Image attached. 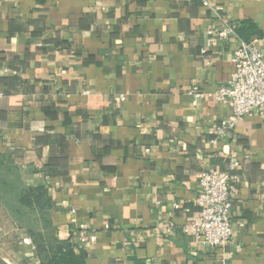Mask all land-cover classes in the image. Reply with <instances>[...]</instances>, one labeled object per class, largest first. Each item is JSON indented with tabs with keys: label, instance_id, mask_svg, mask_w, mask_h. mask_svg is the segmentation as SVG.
<instances>
[{
	"label": "crops",
	"instance_id": "crops-1",
	"mask_svg": "<svg viewBox=\"0 0 264 264\" xmlns=\"http://www.w3.org/2000/svg\"><path fill=\"white\" fill-rule=\"evenodd\" d=\"M207 2L0 0V264L43 263L21 242L34 229L94 232L74 244L84 264H264V109L209 142L236 41L206 33L252 24L264 53V0ZM230 154L232 239L208 248L182 227L201 172ZM33 188L47 206L19 201Z\"/></svg>",
	"mask_w": 264,
	"mask_h": 264
},
{
	"label": "built area",
	"instance_id": "built-area-1",
	"mask_svg": "<svg viewBox=\"0 0 264 264\" xmlns=\"http://www.w3.org/2000/svg\"><path fill=\"white\" fill-rule=\"evenodd\" d=\"M203 4L208 5L207 0H203ZM222 23L220 28H208L206 33L223 40H235L236 47L231 56L233 70L230 76L212 93L217 102L230 108V114L212 129L209 140L212 144L231 135L239 119L264 109V53L258 40L244 41L237 35L234 23L224 18ZM201 53L204 54L205 50H201ZM186 94L191 97L193 105L203 95L198 86H192ZM123 99V94H115L109 103L118 104ZM227 158V170L210 168L201 172L195 202L196 214L182 227L185 234L208 248L224 247L232 239V202L236 195L239 163L233 154ZM73 238L78 247L93 242L95 233L75 232ZM21 242L30 244L34 249L28 237H23Z\"/></svg>",
	"mask_w": 264,
	"mask_h": 264
},
{
	"label": "trees",
	"instance_id": "trees-1",
	"mask_svg": "<svg viewBox=\"0 0 264 264\" xmlns=\"http://www.w3.org/2000/svg\"><path fill=\"white\" fill-rule=\"evenodd\" d=\"M235 31L239 38L244 41L253 39L251 38V35L257 34L255 27L252 24L236 27ZM31 200L33 204L35 203L39 207H45L48 204L45 192L41 188L29 189L26 194H23L19 198V201L22 203H27L28 207L32 205ZM44 233L51 237L52 228H48L47 232ZM31 234L35 239L34 241H31V243L34 246V251L36 254L39 256L41 255V260L43 261L42 264H84L81 255L75 252V246L71 241V238H68L66 241L62 242H49V244L43 240V232L40 230L34 229Z\"/></svg>",
	"mask_w": 264,
	"mask_h": 264
},
{
	"label": "rangeland",
	"instance_id": "rangeland-1",
	"mask_svg": "<svg viewBox=\"0 0 264 264\" xmlns=\"http://www.w3.org/2000/svg\"><path fill=\"white\" fill-rule=\"evenodd\" d=\"M28 214H29V213H28ZM22 215L24 216V214H22ZM27 217H28V218H30V216H29V215H28Z\"/></svg>",
	"mask_w": 264,
	"mask_h": 264
}]
</instances>
